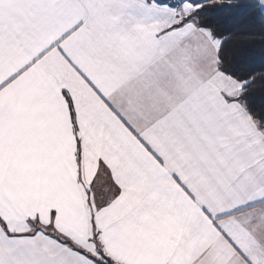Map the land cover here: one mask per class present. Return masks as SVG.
Instances as JSON below:
<instances>
[{"label":"snow or ice","instance_id":"snow-or-ice-1","mask_svg":"<svg viewBox=\"0 0 264 264\" xmlns=\"http://www.w3.org/2000/svg\"><path fill=\"white\" fill-rule=\"evenodd\" d=\"M246 16L264 0H0V264H264Z\"/></svg>","mask_w":264,"mask_h":264},{"label":"trees","instance_id":"trees-1","mask_svg":"<svg viewBox=\"0 0 264 264\" xmlns=\"http://www.w3.org/2000/svg\"><path fill=\"white\" fill-rule=\"evenodd\" d=\"M247 0H234V3L243 4ZM225 23H230L227 19ZM242 23L244 25V31L252 34L251 39H241L238 44L239 51L242 54L256 55L258 56L261 52V45L264 44V27L261 26L258 20L251 19L246 16L242 18Z\"/></svg>","mask_w":264,"mask_h":264}]
</instances>
